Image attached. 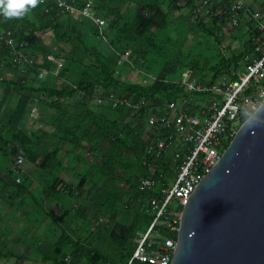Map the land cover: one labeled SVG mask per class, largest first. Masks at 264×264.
<instances>
[{
  "label": "rangeland",
  "instance_id": "1",
  "mask_svg": "<svg viewBox=\"0 0 264 264\" xmlns=\"http://www.w3.org/2000/svg\"><path fill=\"white\" fill-rule=\"evenodd\" d=\"M49 1L57 5L54 15ZM59 1L80 9L87 0L30 6L37 26L31 64L0 50V264L57 263L67 255L71 264H124L142 239L158 245L169 238L161 224L151 226L150 197L137 192L132 140L113 131L108 110L50 104L45 91L81 81L116 86L139 75L159 78L167 93L186 76L231 77L245 53L264 47V0L228 15L219 14L220 0H91L106 22L103 34L90 19L61 10ZM232 17L238 23L230 26ZM24 89L31 97L13 129L8 119ZM61 235L66 246L58 251Z\"/></svg>",
  "mask_w": 264,
  "mask_h": 264
},
{
  "label": "built area",
  "instance_id": "2",
  "mask_svg": "<svg viewBox=\"0 0 264 264\" xmlns=\"http://www.w3.org/2000/svg\"><path fill=\"white\" fill-rule=\"evenodd\" d=\"M229 3L231 14L240 12V0H229ZM57 4L61 10L71 14L77 12L81 17L90 19L103 34L106 22L92 12L91 0L84 2L80 9L76 8L73 1H59ZM223 12L219 10L220 15ZM253 17L258 18V13H254ZM232 18L230 26L238 23ZM0 42L17 62L31 64L34 61L28 53L30 46L27 41L18 42L1 30ZM256 54L249 52L244 55L241 70L233 79L226 75L212 83L191 76L180 79L176 87L184 95H176L174 99L160 104L145 97L135 100L133 96H121L113 91L104 96H93L92 104L96 107L123 109L124 113L133 116L138 122L141 116L144 117V155L140 165L146 174L140 178L138 190L148 193L159 188L162 199H151L152 209L156 211L153 224L167 214L165 225L171 231L176 230L177 219L179 221L189 195L218 162L244 122L242 106L251 107L254 103H261L264 97V47ZM42 76L43 73H39V77ZM148 81L144 78L142 83ZM174 246L175 240L171 238L157 248L142 239L126 264H132L134 260L170 264ZM64 262L70 264V255Z\"/></svg>",
  "mask_w": 264,
  "mask_h": 264
},
{
  "label": "water",
  "instance_id": "3",
  "mask_svg": "<svg viewBox=\"0 0 264 264\" xmlns=\"http://www.w3.org/2000/svg\"><path fill=\"white\" fill-rule=\"evenodd\" d=\"M170 264H264V121L243 122L189 195Z\"/></svg>",
  "mask_w": 264,
  "mask_h": 264
},
{
  "label": "trees",
  "instance_id": "4",
  "mask_svg": "<svg viewBox=\"0 0 264 264\" xmlns=\"http://www.w3.org/2000/svg\"><path fill=\"white\" fill-rule=\"evenodd\" d=\"M220 1H221L220 10L224 11L221 15L231 14V11L229 10V6H230L229 0H220ZM193 2L194 0H188V2L184 1V5H187L188 3H193ZM49 4L52 8L51 12H53V15H54V12L57 11V5L55 3H52L51 1H49ZM37 16L38 15L36 13H33V17L36 19V22H39V19L37 18ZM58 20H59L58 17H55L53 22H56ZM17 23L20 24V27L18 26ZM1 30L4 31L6 34H9L12 37L16 38L18 42L27 41L29 43V46H31V48H33L35 43L37 42L36 38L33 35V32L37 30L36 23L29 19L27 13L21 17H6L2 12H0V31ZM2 44L3 43L0 42L1 50L6 48L4 50L8 51L7 47H5ZM242 63H243V59L241 62V67H242ZM241 67L239 70H241ZM236 73L229 78H232V79L235 78ZM107 75L109 76L111 80L113 81L115 79L117 80V77L114 75V73L110 72L109 74L107 73ZM222 75H225L223 74V71L222 73L218 75L217 73H214L213 78H211L210 80H206V78H203V77L198 78L195 75L191 77L199 79L203 82L205 81V82L212 83V82H215ZM116 82H117L116 86L114 85L107 86L103 82L102 83L97 82V83H92L90 85H87L85 84L86 81H81L80 84L79 83L70 84L71 88L62 89V92L60 91L56 93H50V92L45 91V93L50 99V104L66 106V107L72 106L73 108H81V109L83 108L88 113L98 112V111H101L102 109L108 110L109 112L113 113L115 115L114 121L112 120L113 131L116 133L117 128L120 130H123L125 134L128 135L130 139L132 140V147L134 148V151L136 152L137 162H138V166L140 170V178H141L146 174L145 170L142 169L140 165L141 158L144 155V140H143L144 117L141 116L138 122L133 116H130L129 114L124 113L123 109H112L110 107H96L95 105L92 104L93 96L97 94L104 96L108 92L113 91L117 95L128 96V97L133 96L135 100H138L141 97H145V99L147 100H151L155 103L159 102L160 104L164 101L174 99L176 95H184V93L182 90L178 89L175 86H174V89L170 92H167V93L161 92V90L159 89V78L155 79L154 81L150 80L146 84H143L142 81L129 83V81L121 80V82L120 81L119 82L116 81ZM7 93H8V90L6 89L5 95H7ZM30 97L31 95H30L29 90L24 89L20 91V95L17 100L16 106L14 110L12 111V113L10 114L9 119H8V125L11 128L16 129L29 103ZM111 141L112 142L115 141L114 136H111ZM113 163H114L113 159L109 158L107 161V165L110 167L113 165ZM137 192L140 195L150 197L148 200V206H149V209L153 212L151 226L153 227L156 223L161 224L160 226L165 227L168 230L169 238L176 240V234H177V228H178V222H179L178 219H177L175 231H171L165 225L164 221L168 217L167 214L158 218L157 222L153 224L154 219L156 217V211L152 209L151 199L152 198L156 200L162 199V196L159 194V188H157L153 192L150 191L148 193H142V192H139L138 185H137ZM180 209L181 207H179V210ZM163 244L164 242L158 245L153 244V248H157V246H160ZM65 246H66V241L64 237L61 235L58 241L56 242V249L58 251H61ZM64 259L62 261H58L57 263H53V264H65ZM129 259H127L124 264H126ZM132 264H149V263H141L137 260H134Z\"/></svg>",
  "mask_w": 264,
  "mask_h": 264
},
{
  "label": "clouds",
  "instance_id": "5",
  "mask_svg": "<svg viewBox=\"0 0 264 264\" xmlns=\"http://www.w3.org/2000/svg\"><path fill=\"white\" fill-rule=\"evenodd\" d=\"M38 0H0V12L6 17H21L35 7ZM242 119L245 124L255 125L264 121V106L254 103L251 107L242 106Z\"/></svg>",
  "mask_w": 264,
  "mask_h": 264
},
{
  "label": "crops",
  "instance_id": "6",
  "mask_svg": "<svg viewBox=\"0 0 264 264\" xmlns=\"http://www.w3.org/2000/svg\"><path fill=\"white\" fill-rule=\"evenodd\" d=\"M240 1L242 3V7H241V10H240V13L243 14L245 11H249V8H251V6L249 5V3L251 2V0H240ZM131 72H134V71L128 70L127 74L128 75H131L130 74ZM128 77H130V79ZM141 77L143 78L144 76H141ZM126 79H128L129 82H139V81H142L143 80V79H140V76L139 75H135V78H134V75L133 76H127Z\"/></svg>",
  "mask_w": 264,
  "mask_h": 264
}]
</instances>
